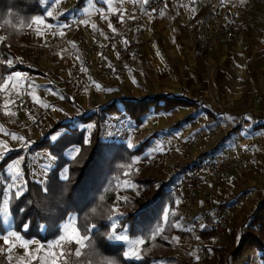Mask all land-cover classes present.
<instances>
[{
	"label": "crops",
	"instance_id": "0c3cea01",
	"mask_svg": "<svg viewBox=\"0 0 264 264\" xmlns=\"http://www.w3.org/2000/svg\"><path fill=\"white\" fill-rule=\"evenodd\" d=\"M221 1L227 6L237 7L246 0ZM150 2L151 0H57L53 3L52 0H44L45 13L33 18L21 42V53L17 52L16 59L10 66L20 64V68L2 75L0 141L7 144L9 150L0 144V163L12 151L22 149L23 153L10 160L4 171L0 172V182L3 183L5 174L11 176L8 169L16 161H19L17 170L24 172V157L26 154L31 156L30 146L33 141L41 140L60 120L70 121L78 113L73 112L77 106L87 111L90 105H104L100 103L99 93L103 91L97 86V79L92 81L90 90L88 88L83 92L70 93L62 88L61 81L67 78L72 66L81 61L85 54L76 34L68 30L70 21L80 13L90 14L91 17L84 22V26L90 32L100 31L103 34V42L110 49V59L115 60L125 40L133 36V25L130 20L119 19L114 14L135 7L145 10ZM255 3L264 9V0H255ZM209 5L210 2L202 6L199 0H166L161 15L153 16L148 12L145 33L152 44L135 52L128 59L129 70L124 76L131 73L134 61L148 62L150 78L154 82L159 81L161 85L157 87H161L162 91L156 90L148 94L125 92L116 95L112 101L121 96L143 98L166 94L187 97L197 102L196 105L176 106L169 111L157 112L152 107L141 124L145 121L147 123L144 125L151 124L154 116L160 114L167 117L168 124L170 122L175 126H180L186 120L202 118L205 124L212 123V139L200 143L199 147L202 148L197 149L206 150L205 153L210 155L228 154L232 160H241V165L230 170L227 179L218 184L214 198H201L199 203L200 206H209L213 211L229 217L225 239L218 245L213 244L225 246L229 243L232 231L239 236L245 225L253 224V216L264 199V29L262 40L249 34L205 52L198 30ZM49 11L53 12L52 16L47 15ZM97 12L102 16H94ZM37 17L43 20V24L36 23ZM38 28L43 35H37ZM80 29L75 30L79 32ZM138 55L143 56L138 60ZM15 72L26 77L20 91H28L38 104L31 110L15 103H6L13 101L12 94L17 91L10 85L5 87L7 77ZM119 77L120 75L115 78L107 77L100 81L104 83L111 79L112 85L119 84ZM126 82L127 80L124 84ZM117 106L121 113L125 112L121 101H117ZM42 110L49 112L39 119L38 113ZM149 132L146 139L156 136V130ZM9 133H16L30 141L28 147H23L24 141L12 139ZM210 149L218 151L211 154ZM8 203L10 197L6 196L1 209H6L7 214L0 212L3 222L7 217H12L10 210L5 208ZM11 229L6 226L5 232L0 231V249L5 248L2 236L12 231ZM4 253L0 251V257ZM11 255V263L19 264L20 257L24 256V249L17 246ZM260 261V252L251 246L236 257L232 264H263Z\"/></svg>",
	"mask_w": 264,
	"mask_h": 264
},
{
	"label": "trees",
	"instance_id": "16d2710c",
	"mask_svg": "<svg viewBox=\"0 0 264 264\" xmlns=\"http://www.w3.org/2000/svg\"><path fill=\"white\" fill-rule=\"evenodd\" d=\"M46 5L44 0H0V76L6 72L20 68V64L8 66L7 61H15L16 54L21 48V42L26 35L33 18L44 14ZM9 13H15L10 15ZM202 40V39H201ZM203 42V41H202ZM117 101L125 106V113L139 125L144 117L154 107L155 111H169L180 105H196L195 100L176 95L159 94L143 98L121 96L116 100L103 105L101 110L82 112L73 116L70 121L62 120L46 132V137L30 146V151L36 149H49L57 157L58 163L53 168L48 180V191H42L44 186L30 177V156L26 154L23 170L27 179V191L19 199L11 201L13 227L25 238H37L48 242L61 234L62 225L72 215H77L78 224H96L94 238L98 241L103 253L114 264H152L156 259L152 254H144L140 260L127 258L126 244L122 241L108 240L104 233L111 232V221L103 213L100 216L91 215L88 209L99 206L113 213L117 193V180L122 175L121 164L139 153L144 145L148 144L149 137L143 146L130 149L124 143L104 140L102 138L103 125L109 115L121 113ZM79 121L85 125L93 122L94 128L90 140L85 143L86 128L76 124ZM62 128L65 131L58 138L52 140V135ZM80 146V152L72 159L65 152L72 146ZM23 153L22 149L12 151L0 163V172L14 157ZM68 167V180L61 179V172ZM172 183H162L154 193L152 200H138L137 210L125 214L120 220L117 231L128 227L132 237L147 235L148 229L160 222V215L166 197L171 192ZM4 185L0 182V209L3 202ZM104 199L101 201L100 196ZM54 197L58 205L55 214L47 212L46 205ZM24 209V211H20ZM251 226L245 225L239 236L232 231L229 243L225 246H216L219 252L220 264H232L234 257L242 253L247 247H256L264 264V199L258 205ZM25 225L29 227L26 229ZM0 231L5 232L6 226L0 216ZM111 258H114L112 260Z\"/></svg>",
	"mask_w": 264,
	"mask_h": 264
},
{
	"label": "rangeland",
	"instance_id": "374dc122",
	"mask_svg": "<svg viewBox=\"0 0 264 264\" xmlns=\"http://www.w3.org/2000/svg\"><path fill=\"white\" fill-rule=\"evenodd\" d=\"M21 48L18 52L19 54L21 53ZM142 56L143 55H138L136 59L139 60ZM135 62L136 61L133 62L134 66L128 76H124L125 73L123 75H120L119 81L121 80V83H123L122 85L121 83H114V85H112L113 82L111 79H109L110 81L108 80L109 82L105 81L104 83L100 80H97V84L102 88L103 91L99 93L101 104L106 105L108 104V102H111L116 95L121 93L124 94L125 92L129 94H148L156 92V90L162 91L161 87H157L158 85H161L159 81L157 80L154 82L150 78V67L148 62H144L142 60H139L136 63ZM108 78L115 77L109 76ZM2 79L3 78L0 76V85L3 81ZM149 79L151 80V82H149ZM125 80H127L128 83L126 82L124 84ZM118 88L120 89L119 91L117 90ZM90 89L91 88H89L88 90ZM108 89H111V91H108ZM15 104L18 105L17 103ZM102 106L90 105L87 111L84 109H79L77 106V109H73V112L78 113L73 116L80 115L85 111H100ZM119 106L123 109V106L121 104H119ZM154 117L155 119H153V122L149 125L147 124L146 126L144 124L147 123V121H145L141 125H138L136 121L125 112L116 114L114 113L109 115L107 121L103 125L102 138L104 140L122 142L127 147L128 143L130 142L134 145L131 148L128 147L130 149H137L140 146H143V142L146 140L148 135H150L149 131L156 130V136L150 139L148 144L144 145L139 153L135 154L121 164L122 175L117 180V185H122V182L124 180H127L130 183L134 184L135 187L125 188L123 186H120L117 189L114 209L123 214L119 216L117 228L121 225L120 220L125 217V214L133 213L137 210L136 204L138 200H152L154 198L155 190L159 186H161L162 183H172V185L170 186L171 192L166 197L162 208L160 222L148 229L147 235L141 234L132 237L128 231L127 226L124 229L118 231V234L126 235L129 241L143 240V244L136 245L140 253V259L143 258L144 254H152L154 257H156L152 264H220L219 252L216 250L215 245H212V254L210 256L203 257L198 254L193 244L194 234L192 228L189 223L182 220L181 207L177 203V197L172 193V186L177 181H179L180 178H182L183 172L181 171V169L177 168V165L183 156L182 154L184 152H189L192 155H197L206 152V150L202 149L199 151L197 147L202 148L199 147L200 143L203 144L205 140L211 141V131L213 129L212 123L205 124L204 119L193 118L191 120H186L180 126H175L170 122L168 124L166 116L165 118L160 114L159 116ZM38 118L41 119L40 117ZM76 122V124H78V126H80L81 128H86V139L89 141L94 128L93 122L88 123L87 125L79 121ZM64 131L65 128H62L58 133L52 135V140L58 138ZM203 131H208V133ZM205 136H209V138L206 139L204 138ZM45 137L46 134L41 140H43ZM33 143H35V141H33ZM74 148L80 149V146H72L65 152V155L70 159L74 158L79 153L73 152ZM217 151L218 150L216 149H210L209 152L211 154H214L217 153ZM57 163V157L53 156L50 153L49 149L32 150L29 161L30 177L38 181L39 183H41V181L43 180V184H41L44 187L45 185L47 186L51 172L57 165ZM129 165H131V168H129ZM65 170H67L68 175V167H66L62 170L61 176ZM22 173L24 174V172ZM125 173L130 174L125 175ZM2 180L4 185L3 201L6 196L10 197V203H8L5 208L9 209L10 213H12L11 201L14 200L15 197L13 195L14 189L10 188V185L12 183L11 176L5 174V177L2 178ZM24 180L27 182L25 175ZM166 216L167 219H165ZM72 217H76L78 219L77 215H72L69 218ZM4 224L9 228H12L11 230L14 231L15 229L13 227V215L12 217H7L4 220ZM176 224H181L183 227H174V225ZM56 238H58V236L51 239L50 241H53ZM224 239L225 238L218 240L215 243L218 245L222 243ZM28 240L44 243L45 245L50 242H42L37 238ZM122 242L126 244L125 251H128V242ZM37 246L38 245L36 243H33L32 245H30V248L35 249ZM76 247L77 246L74 243L63 244V249L66 254L74 253ZM56 251L57 253H59V248H57ZM242 253H240L236 257H239ZM40 254L43 255V253ZM16 255L19 254L17 253ZM197 257H199V259H197ZM236 257H234V259ZM28 259L29 257L24 256L25 261H27ZM68 259L69 264H81V262L84 260V256L82 255L79 259H77L76 257L69 255ZM260 259L263 262L261 255ZM0 264H8L5 253L2 255V257H0ZM112 264L114 263L112 262Z\"/></svg>",
	"mask_w": 264,
	"mask_h": 264
},
{
	"label": "built area",
	"instance_id": "2783aa9c",
	"mask_svg": "<svg viewBox=\"0 0 264 264\" xmlns=\"http://www.w3.org/2000/svg\"><path fill=\"white\" fill-rule=\"evenodd\" d=\"M210 2L207 13L203 16L198 35L203 40L205 52L218 48L230 40L253 35L262 40L264 29V9L259 8L255 0H246L237 7L225 5L221 0H199L200 5ZM166 0H151L147 9L132 8L114 14L119 19L132 22L133 36L128 37L115 60L110 59V49L103 42L100 31L90 32L84 22L90 14L80 13L70 21L68 30L76 34L77 40L83 45L84 57L70 69L65 80L61 81L65 92H83L92 81L117 77L129 70L128 59L144 47L152 44L146 36V14L153 16L162 14ZM94 16L101 17L97 12ZM77 32L75 29H79ZM76 31V32H75ZM21 94H13L12 98L19 106L29 110L38 104L26 90ZM49 110H42L38 116L42 119ZM177 168L183 172L182 178L172 186V193L177 197L181 207V218L190 224L198 254L210 256L212 245L223 239L228 230L229 217L213 211L209 206H200V199L211 200L215 196L218 184L227 179L228 172L241 165V160H232L228 154L210 155L202 153L192 155L184 152ZM203 225L204 227H201Z\"/></svg>",
	"mask_w": 264,
	"mask_h": 264
},
{
	"label": "snow or ice",
	"instance_id": "6c2138e0",
	"mask_svg": "<svg viewBox=\"0 0 264 264\" xmlns=\"http://www.w3.org/2000/svg\"><path fill=\"white\" fill-rule=\"evenodd\" d=\"M53 3H56L57 0H52ZM48 16H52L53 12L49 11L47 13ZM37 24H43V20L40 17L35 18ZM48 27H51V25H48ZM64 27H67L65 25ZM95 27V25H93ZM111 27V25H110ZM37 35H43V32L40 31V29H37ZM61 35H63V32H61ZM126 43V42H125ZM13 63L12 60H8L7 64L8 66H11ZM26 77H23V74L19 72H15L11 75H9L5 82V87H10L16 91V94L19 95L20 89L22 88V81L25 80ZM99 87V85H97ZM31 87V85H29ZM108 91H111V89H108ZM61 99H64L63 96L60 97ZM6 103H14L13 101H8ZM45 107H50L49 105H45ZM11 115H15V113H9ZM9 135L12 137V139H19L21 141H24L23 147L27 148L30 141H26L23 136H18L16 133H9ZM88 140L85 139V143H87ZM0 144H3L6 150H9L7 147V144L0 141ZM134 145L132 143H128V147H133ZM162 150V149H157ZM156 151V150H154ZM73 152H80L79 148H74ZM19 164V161H16L13 165L9 166L8 171L11 173V185L10 188L14 189V197L16 199H19L25 191H27V182L24 180V174L17 170V165ZM129 168H131V165H129ZM130 173H125V175H129ZM62 180H68L67 170H65L62 173L61 176ZM43 184V180L41 181ZM123 186L125 188H134L135 185L130 183L127 180H124L121 184H118L117 187ZM42 191H48L46 185L42 189ZM104 197L101 195L99 199H103ZM179 203V201H177ZM20 211H24V209H21ZM114 215L110 216L108 218L109 221H111V227L112 231L111 234L108 235L106 238L108 240H119V241H127L128 242V251L124 253V256L127 258H135L137 260L140 259V253L137 249V244H143V240L139 241H129L128 237L123 234H118L117 231V223L119 221V216L123 215L122 213H119L116 209L112 210ZM0 212L7 214L6 209H0ZM167 219V216L165 217ZM29 226L25 225V228L27 229ZM174 227L180 228L183 227L181 224H176ZM201 227H204L201 225ZM97 225L91 224V225H84L83 228H81L78 225V219L76 217L69 218L61 227V234L53 241H50L45 245L44 243H39L37 241L28 240L23 237V235L17 231H10L7 234L2 236L3 244L5 245V248L0 249V251H4L6 255V260L8 264H11V261L13 259L11 253L13 249L17 248V246L24 249V256L29 257L27 261L24 260V256L20 257L19 264H69V255H72L74 257H81L82 256V250L85 247L86 241H94V233L96 231ZM158 234V233H157ZM10 237H14L15 239H10ZM33 243H36L38 246L35 249L30 248V245ZM64 243H74L77 247L74 251V253H68L66 254L63 249ZM57 248H59V253H57ZM40 253H43L41 255ZM199 259V257H197ZM109 264H112V261H109Z\"/></svg>",
	"mask_w": 264,
	"mask_h": 264
},
{
	"label": "clouds",
	"instance_id": "9594fccd",
	"mask_svg": "<svg viewBox=\"0 0 264 264\" xmlns=\"http://www.w3.org/2000/svg\"><path fill=\"white\" fill-rule=\"evenodd\" d=\"M10 15H15V13H9ZM104 199V198H103ZM103 199H100L103 201ZM47 212L49 214H55L58 211V205L56 204L54 197L48 202L46 205ZM88 212L94 216H100L101 213L106 215L107 219L114 215V213H109L106 209H103L99 206H91L88 209ZM111 232L104 233V236L110 235ZM82 255L84 256V260L81 264H109L110 258L105 255L102 249L99 247L98 241L94 239V241H86L85 247L82 250ZM79 259L80 257H76ZM114 260V258H111Z\"/></svg>",
	"mask_w": 264,
	"mask_h": 264
}]
</instances>
